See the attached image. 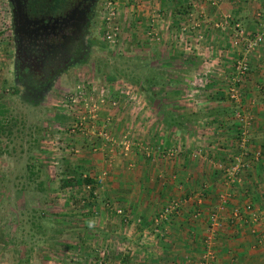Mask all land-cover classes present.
<instances>
[{
    "label": "rangeland",
    "instance_id": "obj_1",
    "mask_svg": "<svg viewBox=\"0 0 264 264\" xmlns=\"http://www.w3.org/2000/svg\"><path fill=\"white\" fill-rule=\"evenodd\" d=\"M107 2L85 58L47 91L27 98L11 90V15L0 0V264H104L115 242L102 208L94 206L103 202L105 169L97 161L106 160L104 149L128 153L150 145L146 136L154 129L144 121L166 122L167 110L193 120L214 112L207 114L206 101L193 94L200 84L192 68L202 48L188 49L191 41L154 44L139 11L150 5L140 0L114 1L127 7L118 20L119 41L110 45L102 36ZM183 57L191 58L188 67ZM170 78L173 90L158 86ZM84 176L95 180V198H88L85 184L62 182Z\"/></svg>",
    "mask_w": 264,
    "mask_h": 264
},
{
    "label": "crops",
    "instance_id": "obj_2",
    "mask_svg": "<svg viewBox=\"0 0 264 264\" xmlns=\"http://www.w3.org/2000/svg\"><path fill=\"white\" fill-rule=\"evenodd\" d=\"M140 1L150 5L139 9L146 24L153 10L160 13L159 38L154 40L159 46L175 41L170 35L181 25L200 22L196 30L204 34V42L198 45L202 49L196 52L199 62L192 77L210 78L200 100L206 101L207 114L218 113L184 121V128L168 127L153 117L144 121L154 129L146 136L150 145L128 153L104 149L106 160L97 161L105 169L99 185L103 202L94 206L102 208L108 235L115 239L104 264H199L212 212L221 223L215 264H264V42L248 53L249 71L238 87L239 98L233 100L226 78L238 51L231 47L229 29L215 26L221 15L229 14L252 37L264 23V0H219L217 5L204 0ZM194 35L187 34L185 41H197ZM185 58L188 67L191 58ZM172 80L166 81L169 92ZM241 153L248 166L233 179L218 163L228 165L232 155ZM128 156L132 162L127 164ZM171 201L178 202L177 210L160 222L161 233L156 232L154 219Z\"/></svg>",
    "mask_w": 264,
    "mask_h": 264
},
{
    "label": "flooded vegetation",
    "instance_id": "obj_3",
    "mask_svg": "<svg viewBox=\"0 0 264 264\" xmlns=\"http://www.w3.org/2000/svg\"><path fill=\"white\" fill-rule=\"evenodd\" d=\"M12 91L38 97L71 73L96 40L103 0H6Z\"/></svg>",
    "mask_w": 264,
    "mask_h": 264
},
{
    "label": "built area",
    "instance_id": "obj_4",
    "mask_svg": "<svg viewBox=\"0 0 264 264\" xmlns=\"http://www.w3.org/2000/svg\"><path fill=\"white\" fill-rule=\"evenodd\" d=\"M115 0H108L106 4V15L103 16V21L105 22V28L103 29L102 36L110 45H114L117 41H119L120 37V22L119 17L121 12L123 13L124 7L118 6ZM193 1V0H192ZM196 1V0H195ZM207 3L211 5H217L219 0H204ZM264 12V8H263ZM262 12L258 11L256 13V17L259 22L260 19H262ZM160 13L156 10L152 11V16L149 20V22L146 24L145 30L146 34L149 35L151 38H155L156 40L159 38V32H158V26L156 25V22L160 20ZM163 19V17H162ZM118 21V23H117ZM261 23V30L257 32L252 37L248 36V31L246 28H244L240 22L234 21L229 14H223L221 15V18L219 21L216 22L215 26L219 29L228 30L229 29V35L231 39V47L233 49H236L238 51L236 57L232 61L231 64V73L226 78L228 82V96L230 99L237 100L239 98V91L238 87L240 84L243 83L245 77L248 74L249 71V58L248 53H251L256 50V48L264 42V23ZM200 27V22L193 23L192 26L188 27L187 25H181L178 29L173 30L174 32L171 33V37L175 39V41H179V43H184L186 40V36L189 33L194 32L195 38L192 36V39H196L197 41H191L190 44H188L187 48L192 49L195 48L198 45H203L202 43L204 41V34L200 31L197 32V28ZM197 42V43H196ZM211 69V67L209 66ZM207 68L205 71H210V69ZM209 73V72H208ZM218 75V74H217ZM211 76V75H209ZM195 81L198 82L199 88L195 89L193 94H196L198 96L201 95V93L204 92V86L207 84V82L210 80V78H207L206 76L198 75L194 78ZM197 98H193L192 101H196ZM194 102V103H195ZM240 118V117H239ZM170 154H173V150H169ZM231 157V156H230ZM218 163V166H220L222 169L225 170V173L227 176L235 178L237 173L241 169L247 168V160H244L243 153L238 155H232V160L228 165L222 163ZM178 207L177 201H171L169 204H167L158 214V216L154 219L155 223V231L161 233L162 228L160 225V222L165 220L168 216V214L175 212ZM221 226V223L219 221V218L216 213L212 212L209 215V224L207 229L206 236L202 239V250H201V261L199 264H215V257H216V249H215V243H216V237H217V231L219 230Z\"/></svg>",
    "mask_w": 264,
    "mask_h": 264
},
{
    "label": "trees",
    "instance_id": "obj_5",
    "mask_svg": "<svg viewBox=\"0 0 264 264\" xmlns=\"http://www.w3.org/2000/svg\"><path fill=\"white\" fill-rule=\"evenodd\" d=\"M152 82V83H151ZM211 82V81H210ZM210 82H209V84H210ZM150 83V85L149 86H151V84L153 85V81H150L149 82ZM157 82H155V84H156ZM158 84V86H166V84L164 83V81L163 80H159V82L157 83ZM213 114H211V115H208V116H214L215 115V113L214 112H212ZM186 116V115H185ZM164 118H165V121H166V123H167V126L168 127H172V126H177V127H179V128H184L183 126H182V123H183V120H187V121H193V119H191V117H189V116H187V117H184V115H182V114H180L179 112H177V110H174V109H170V110H167L166 112H165V115H164ZM199 118H197V119H194V121H196V120H198ZM75 184V185H83V184H85L86 186H87V188H88V198L90 197V198H95L94 197V195H93V193H94V189H95V184H96V182H95V180L94 179H92V178H90V177H88V176H84V177H77V178H74V179H72V180H68V179H63L62 180V182H63V184L66 186H70V185H72L73 183Z\"/></svg>",
    "mask_w": 264,
    "mask_h": 264
}]
</instances>
